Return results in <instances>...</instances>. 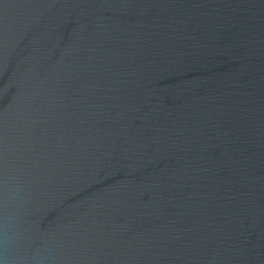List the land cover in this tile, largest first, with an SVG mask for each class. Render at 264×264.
Wrapping results in <instances>:
<instances>
[{"label": "water", "instance_id": "1", "mask_svg": "<svg viewBox=\"0 0 264 264\" xmlns=\"http://www.w3.org/2000/svg\"><path fill=\"white\" fill-rule=\"evenodd\" d=\"M0 264H264V0H0Z\"/></svg>", "mask_w": 264, "mask_h": 264}]
</instances>
